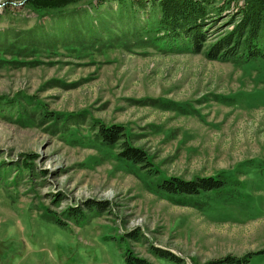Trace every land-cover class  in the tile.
Instances as JSON below:
<instances>
[{
    "label": "rangeland",
    "instance_id": "1",
    "mask_svg": "<svg viewBox=\"0 0 264 264\" xmlns=\"http://www.w3.org/2000/svg\"><path fill=\"white\" fill-rule=\"evenodd\" d=\"M121 9L0 0V264H264V62L174 49ZM101 124L123 126L155 174ZM212 175L234 186L158 188Z\"/></svg>",
    "mask_w": 264,
    "mask_h": 264
},
{
    "label": "trees",
    "instance_id": "2",
    "mask_svg": "<svg viewBox=\"0 0 264 264\" xmlns=\"http://www.w3.org/2000/svg\"><path fill=\"white\" fill-rule=\"evenodd\" d=\"M73 1L76 0H30L33 6L39 8H61ZM98 1L102 4L106 2ZM116 2L125 13L131 9L133 15L142 12L147 14L148 19L154 18L156 26L154 30L160 32V38L174 49L186 47L195 53L206 50L210 60L235 61L242 64L264 62V0H116ZM221 18H227L223 24L221 23L224 27L222 31L220 29L222 26H219ZM225 28L229 29L226 31ZM213 37L215 39L210 43ZM129 135L121 125L101 124L98 128V136L104 145L113 147L119 144L120 159L140 165L142 169L154 175L148 152L133 145ZM231 186H234V182L229 177L221 178L219 175L198 176L192 179L172 176L158 183L159 190L178 198H201L207 194L226 193L232 189ZM165 252L181 261L173 252ZM130 259H133V256H129ZM134 259L138 263H147L140 257L135 256ZM239 259L226 255L205 264Z\"/></svg>",
    "mask_w": 264,
    "mask_h": 264
}]
</instances>
